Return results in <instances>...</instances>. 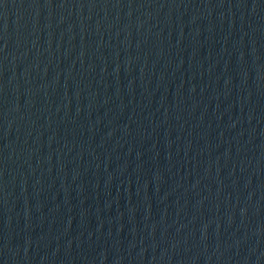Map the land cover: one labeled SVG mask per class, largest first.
Listing matches in <instances>:
<instances>
[{
    "label": "water",
    "instance_id": "1",
    "mask_svg": "<svg viewBox=\"0 0 264 264\" xmlns=\"http://www.w3.org/2000/svg\"><path fill=\"white\" fill-rule=\"evenodd\" d=\"M0 264H264V0H0Z\"/></svg>",
    "mask_w": 264,
    "mask_h": 264
}]
</instances>
